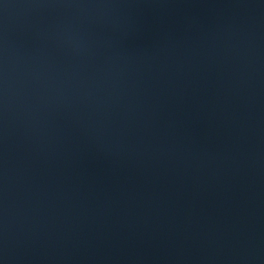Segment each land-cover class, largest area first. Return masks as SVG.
I'll return each instance as SVG.
<instances>
[{"label":"water","instance_id":"water-1","mask_svg":"<svg viewBox=\"0 0 264 264\" xmlns=\"http://www.w3.org/2000/svg\"><path fill=\"white\" fill-rule=\"evenodd\" d=\"M0 264H264V0H0Z\"/></svg>","mask_w":264,"mask_h":264}]
</instances>
